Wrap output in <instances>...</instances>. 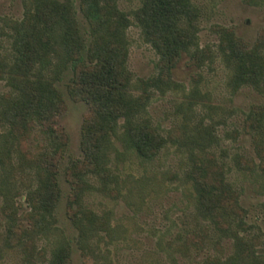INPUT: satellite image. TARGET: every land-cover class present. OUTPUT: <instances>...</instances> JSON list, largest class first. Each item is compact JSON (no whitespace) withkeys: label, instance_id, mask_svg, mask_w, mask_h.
I'll return each mask as SVG.
<instances>
[{"label":"rangeland","instance_id":"rangeland-1","mask_svg":"<svg viewBox=\"0 0 264 264\" xmlns=\"http://www.w3.org/2000/svg\"><path fill=\"white\" fill-rule=\"evenodd\" d=\"M59 1L73 4L85 31L87 22L78 9L79 0ZM31 2L0 0V135H8L11 127L4 113L13 94L8 77L15 60L14 39ZM193 3L197 9L195 42L203 54L196 63H190L183 54L172 70L173 83L169 84L157 68L158 55L144 40L131 15L139 0H118V6L131 20L126 36L132 93L147 96L144 118L169 137L168 145L150 161H142L131 153L116 158L112 153L114 172L130 178L131 197L126 200L122 196L116 199L107 196L106 178L94 174L75 177L79 168H74L73 163L83 158L81 130L90 108L84 101L70 97L71 74L65 69L54 81L65 103L57 124L68 137L57 174L60 194L53 209L54 232L48 237L39 233L25 237V245L19 243L17 234L3 245L5 221L0 211V264H46L57 238L69 243L70 264H192L207 255H230L238 236L252 242L256 254L264 257V186L249 171H240L231 162L235 154L250 156L256 163L261 158L257 147L263 142L262 135L245 121L253 106L264 105V91L260 93L251 85L230 86L231 71L220 48L227 38L225 30H232L248 47L256 44L260 33L264 35V2L193 0ZM200 130H212L217 135L211 148L218 157L231 163L229 178L241 191L248 230L237 237L230 235L209 242L204 250L195 253L182 249L180 238L194 225V209L187 203L184 181L190 150H199L192 139ZM17 135L7 145L2 143L5 151L0 161V206L5 195L14 196L21 232L32 223L25 215L29 210L25 196L37 182L36 159L47 143L45 135L35 128L26 136V144L19 148L22 134ZM106 210L112 211L111 221L117 228L110 242L106 231L94 236L85 228L91 216L96 217L95 221L106 219ZM82 236L86 239L80 242Z\"/></svg>","mask_w":264,"mask_h":264},{"label":"trees","instance_id":"trees-1","mask_svg":"<svg viewBox=\"0 0 264 264\" xmlns=\"http://www.w3.org/2000/svg\"><path fill=\"white\" fill-rule=\"evenodd\" d=\"M78 9L87 22L85 31L71 2L32 0L14 39L15 60L8 77L13 94L4 113L11 127L8 135H0V142L7 145L20 133L18 147L22 148L26 136L36 128L45 135L47 144L36 159L37 182L26 191L29 210L25 215L32 221L30 227L18 232L20 225L13 195H5L0 206L5 221L3 245L17 234L19 243L25 245V237L38 233L48 237L54 232L53 209L60 194L57 174L68 140L64 129L57 124L65 103L54 81L65 69L71 74L70 97L84 101L90 108L81 130L83 158L73 163L74 168H79V173H74L77 179L87 174L106 178V195L128 200L133 192L130 178L114 172L112 153L116 158L131 153L142 161H150L169 142V137L144 118L147 96L132 93V76L127 68L129 14L118 6V0H79ZM196 10L193 0H139L138 7L131 12L144 40L158 55L157 68L166 83H173L172 70L183 54L189 57L190 63H196L203 54L195 42ZM225 31L227 38L220 48L231 71L229 85H251L262 93L263 33L253 47H248L232 30ZM245 124L262 135L263 142L257 147L261 158L256 163L250 156L235 154L231 162L236 169L249 171L264 186V105L253 106ZM192 142L197 143L199 150H190L184 186L187 203L194 209V225L180 239L182 249L197 253L209 242L247 232L248 224L241 191L229 178L231 163L218 157L211 148L217 142V135L212 130H200ZM3 144L0 145L1 162ZM111 214V210H106V219L97 221L91 216L86 230L94 236H100L101 230L106 231L110 242L117 231ZM85 239L82 236L80 242ZM51 250L46 264H70L67 241L57 238ZM192 264H264V257L256 254L252 242L238 236L230 255H207Z\"/></svg>","mask_w":264,"mask_h":264}]
</instances>
